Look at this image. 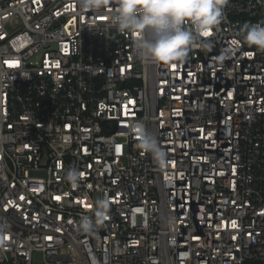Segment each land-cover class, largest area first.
I'll return each instance as SVG.
<instances>
[{
	"label": "built area",
	"instance_id": "2783aa9c",
	"mask_svg": "<svg viewBox=\"0 0 264 264\" xmlns=\"http://www.w3.org/2000/svg\"><path fill=\"white\" fill-rule=\"evenodd\" d=\"M115 9L0 0V264H264V52L241 31L264 0H228L171 65Z\"/></svg>",
	"mask_w": 264,
	"mask_h": 264
},
{
	"label": "clouds",
	"instance_id": "9594fccd",
	"mask_svg": "<svg viewBox=\"0 0 264 264\" xmlns=\"http://www.w3.org/2000/svg\"><path fill=\"white\" fill-rule=\"evenodd\" d=\"M110 0H79L84 10L98 11ZM228 0H115V15L109 17L120 33H135L133 42L136 56L144 61L171 65L184 62L198 37L205 36L221 23ZM243 40L264 52V24H245ZM138 147L150 154L158 166L166 164V153L156 139L141 131ZM67 180L77 184L79 173L70 170ZM107 200L97 201L94 219L83 216L82 231L90 233L102 225L107 216ZM10 227L0 221V233Z\"/></svg>",
	"mask_w": 264,
	"mask_h": 264
},
{
	"label": "snow or ice",
	"instance_id": "6c2138e0",
	"mask_svg": "<svg viewBox=\"0 0 264 264\" xmlns=\"http://www.w3.org/2000/svg\"><path fill=\"white\" fill-rule=\"evenodd\" d=\"M211 33H206L205 36L210 35ZM173 67H175V65H173ZM82 175V174H81ZM57 199H59V197H57ZM105 219H107V217H105ZM235 224V222H233V225Z\"/></svg>",
	"mask_w": 264,
	"mask_h": 264
}]
</instances>
